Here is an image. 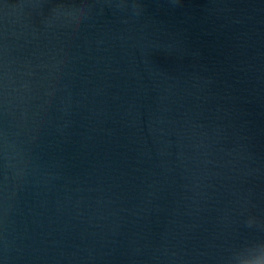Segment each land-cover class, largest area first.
Here are the masks:
<instances>
[{"label": "water", "instance_id": "95a60500", "mask_svg": "<svg viewBox=\"0 0 264 264\" xmlns=\"http://www.w3.org/2000/svg\"><path fill=\"white\" fill-rule=\"evenodd\" d=\"M0 264H264V0H0Z\"/></svg>", "mask_w": 264, "mask_h": 264}]
</instances>
